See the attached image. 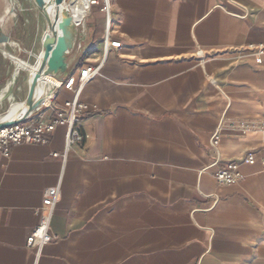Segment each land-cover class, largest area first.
<instances>
[{
	"label": "crops",
	"instance_id": "1",
	"mask_svg": "<svg viewBox=\"0 0 264 264\" xmlns=\"http://www.w3.org/2000/svg\"><path fill=\"white\" fill-rule=\"evenodd\" d=\"M16 2L0 0V84ZM111 4L108 25L97 5L76 25L68 60L75 75L99 66L77 95L90 109L83 143L65 151L59 125L46 144L0 152V264H264V66L246 51L264 44V0ZM107 32L118 47L105 49ZM73 97L58 88L27 121ZM247 151L258 158L241 160ZM217 159L238 162L242 179L219 184ZM50 185L57 237L37 253L26 237Z\"/></svg>",
	"mask_w": 264,
	"mask_h": 264
},
{
	"label": "built area",
	"instance_id": "2",
	"mask_svg": "<svg viewBox=\"0 0 264 264\" xmlns=\"http://www.w3.org/2000/svg\"><path fill=\"white\" fill-rule=\"evenodd\" d=\"M65 1L66 0L63 2ZM95 5L99 6L100 10L105 14L108 25L113 15L111 0H88V9L85 15L90 11V8ZM68 11L70 15H72L69 9ZM84 16H82L79 21L74 20L75 24L78 25ZM119 45V41L110 40L109 33L107 32L105 36V49L109 46L118 47ZM246 51L252 52L255 56L256 63L260 66H264V44H249ZM98 71L99 66L86 65L80 69L78 75L70 72L64 80L54 78L55 81L52 84H46L44 86V91L41 93L43 100L39 106H53L52 101L55 98L57 89L60 87L72 90L74 92L73 99L66 100L63 102L62 106L56 107V113L46 121L37 120L34 123H29L27 120L32 113L31 111L23 121L1 128L0 152L7 156L11 146L20 143L46 144L59 125H64L66 129L64 138L65 151L71 149L73 145H80L83 143L85 133L78 125V119L80 115L89 112L90 109L86 103L78 100L77 95L81 87L92 79ZM19 116H21V114L17 117ZM253 125L254 124L249 122L239 123V126L242 128H248ZM222 127L223 124L220 123L210 138V144L215 149L221 135ZM51 154L54 157L60 155L58 152H52ZM257 158L258 156L253 152L247 151L241 157V160L252 163ZM212 165H216L214 177L219 184L237 182L242 179V174L238 169V162L236 161L229 160L221 163L219 159H217ZM59 197L60 192L57 185H50L44 188L41 204L37 208L38 221L26 237V246L35 248L37 253L44 244L57 237L49 232L48 227L54 206L59 200Z\"/></svg>",
	"mask_w": 264,
	"mask_h": 264
},
{
	"label": "rangeland",
	"instance_id": "3",
	"mask_svg": "<svg viewBox=\"0 0 264 264\" xmlns=\"http://www.w3.org/2000/svg\"><path fill=\"white\" fill-rule=\"evenodd\" d=\"M14 12L16 23L11 27L10 23L6 24L8 31L3 34L1 39V43L5 46L2 49L3 53L7 56V76L0 84V90L6 81L11 80L13 74L16 73V76L9 95L0 101V114L6 111L12 102L22 101L20 99L24 97L28 88L27 83L29 84L36 65L41 59L40 37L46 25L44 16L32 0H17ZM17 55L22 57L19 64H17ZM45 78L46 75L41 83Z\"/></svg>",
	"mask_w": 264,
	"mask_h": 264
},
{
	"label": "water",
	"instance_id": "4",
	"mask_svg": "<svg viewBox=\"0 0 264 264\" xmlns=\"http://www.w3.org/2000/svg\"><path fill=\"white\" fill-rule=\"evenodd\" d=\"M63 1L64 0H33L46 20V24L50 30V36H44L41 41L43 54L29 82L27 95L22 101V105L25 109L14 113L13 116L8 119L0 120V129L23 121L31 111L40 105L43 96H36L35 88L41 73L45 72L48 76L58 78L59 80H64L70 73L71 65L68 60L74 46L77 29L75 21H71L72 15H70L68 9L61 6ZM50 6L54 8L53 13H50L48 10ZM58 19H61V21L58 22ZM58 40L62 42L59 47H57ZM55 47H57V55L51 60L49 56ZM19 114H21V116L17 117Z\"/></svg>",
	"mask_w": 264,
	"mask_h": 264
},
{
	"label": "bare ground",
	"instance_id": "5",
	"mask_svg": "<svg viewBox=\"0 0 264 264\" xmlns=\"http://www.w3.org/2000/svg\"><path fill=\"white\" fill-rule=\"evenodd\" d=\"M33 1V0H32ZM63 7L68 8L71 13H72V18L71 21L75 20V21H79L80 18L82 16L85 15V13L87 12L88 9V0H66L65 2L62 3ZM48 10L50 11V13L54 12V8L52 6H50L48 8ZM61 21V19H58V22ZM49 35L50 36V30L48 29V26L46 24L45 26V30L42 33V36L40 37V42L42 41L43 37ZM61 40H58V46L59 47L61 45ZM57 47H55L52 51L51 54L49 56V59H53V57H55L57 55ZM42 52L40 54V56H42L43 54V49H41ZM21 58L20 56L17 55V64H19L21 62ZM40 61V60H39ZM39 63V62H38ZM38 64L36 65L37 68ZM35 68V70H36ZM35 72V71H34ZM34 74V73H33ZM46 75L45 80L41 83V81L43 80L44 76ZM16 73L13 74L11 80L7 81L4 86L1 88L0 90V101L6 96L9 95L10 93V89L14 83V79H15ZM55 81V79L51 76H48L46 73L44 74L41 73L40 74V79L37 82L36 88H35V95L39 96L41 95V93L44 91V86L46 84H52ZM25 109V107L22 105V101L21 102H12L9 106V108L2 112L0 114V120L2 119H8L11 116H13L14 113L18 112V111H23Z\"/></svg>",
	"mask_w": 264,
	"mask_h": 264
}]
</instances>
